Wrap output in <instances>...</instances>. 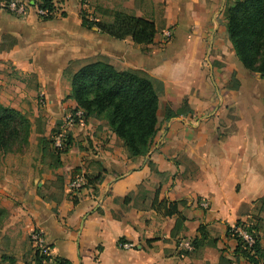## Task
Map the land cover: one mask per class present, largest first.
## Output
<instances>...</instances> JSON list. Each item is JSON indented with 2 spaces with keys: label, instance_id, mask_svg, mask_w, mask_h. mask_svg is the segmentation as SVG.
I'll return each instance as SVG.
<instances>
[{
  "label": "crops",
  "instance_id": "0c3cea01",
  "mask_svg": "<svg viewBox=\"0 0 264 264\" xmlns=\"http://www.w3.org/2000/svg\"><path fill=\"white\" fill-rule=\"evenodd\" d=\"M223 1L62 0L50 20L30 4L21 15L0 9V104L28 118L29 146L38 149L0 153L8 213L0 264H35L37 229L69 264H248L227 228L264 199V76L245 70L218 26ZM100 3L153 21V44L85 28L83 13L108 20L96 12ZM102 59L163 83L151 150L129 158L107 123L91 118L70 129L57 161L42 141L77 107L69 78ZM79 175L99 180L71 192ZM173 205L177 213L167 215ZM202 226L201 248L182 247L201 238Z\"/></svg>",
  "mask_w": 264,
  "mask_h": 264
},
{
  "label": "trees",
  "instance_id": "16d2710c",
  "mask_svg": "<svg viewBox=\"0 0 264 264\" xmlns=\"http://www.w3.org/2000/svg\"><path fill=\"white\" fill-rule=\"evenodd\" d=\"M60 3L62 0L29 1L31 6L48 13L42 16L45 20L54 17L56 5ZM96 12L109 20H90L83 13L82 24L85 28H98L117 40L130 37L137 45L153 44L157 33L153 21L126 11L98 9ZM224 15L226 33L236 57L249 73L264 76V0H232L225 8ZM69 79L70 99L77 104L76 110L83 111L85 123L91 118L105 121L110 131L123 143L129 158H142L149 154L159 131V99L164 89L159 79L139 71H120L105 59L83 64ZM30 132L31 124L26 116L0 104V153L7 155L23 152L29 145ZM42 144L46 151L47 145L52 146V140L43 139ZM70 146L71 138L68 136L62 151L53 149L57 161ZM84 176L88 185L99 180ZM175 213L176 205L167 210V215ZM7 218V211L0 208V229ZM230 230L228 227L227 234L233 237ZM253 230L247 229L255 239L252 247L235 236V254L248 264H264V245ZM199 232L201 238L191 243L194 250H199L208 236L203 226ZM43 261L41 255L34 253L35 264H43Z\"/></svg>",
  "mask_w": 264,
  "mask_h": 264
},
{
  "label": "built area",
  "instance_id": "2783aa9c",
  "mask_svg": "<svg viewBox=\"0 0 264 264\" xmlns=\"http://www.w3.org/2000/svg\"><path fill=\"white\" fill-rule=\"evenodd\" d=\"M29 7V3L26 0H0V9L5 10L7 12L21 15L26 13L27 8ZM37 13L39 16H45L48 13L44 10L37 9ZM166 41L170 40L172 37L171 31H166L164 33ZM84 113L82 110H74L68 115L64 117L61 125L59 126V130H57L52 136V148L56 151H62L65 147L66 141L68 139V132L71 128L78 124H83ZM87 186V179L84 175L76 176L70 183L69 189L71 192L79 191ZM207 207V205H205ZM230 233L232 236H236L241 239L245 244L249 247H252L255 244V239L253 236L247 231V229L240 228L238 226L231 227ZM31 245L35 253H38L44 258L43 264H59L58 260L53 257L52 250L48 241L41 230H34L31 234ZM186 250L191 251L193 249L190 242L183 243L181 245ZM120 248L124 250L133 249L134 245L129 243H120Z\"/></svg>",
  "mask_w": 264,
  "mask_h": 264
},
{
  "label": "rangeland",
  "instance_id": "374dc122",
  "mask_svg": "<svg viewBox=\"0 0 264 264\" xmlns=\"http://www.w3.org/2000/svg\"><path fill=\"white\" fill-rule=\"evenodd\" d=\"M231 1L232 0H224L223 1V6L220 7V9H221V11H220L221 16L219 18H217V24H218V26L221 29H224L225 26H226V18H225L224 13H225V8L227 7V5ZM97 8L104 9V10H109V11H123L121 9V7H115V5L113 6L111 4H106V3H100V4H98V7ZM80 67H81V65H80ZM120 71H122V70H120ZM46 147H50V146L47 145ZM21 153H25L26 155H30V156H37L38 155V149L35 148V147H31V146L28 145V146H26L23 149V152H21ZM16 154H18V153H16ZM47 155L48 156H51V154H50L49 151H47ZM240 212L242 214H246L248 217L247 218H244L243 221L240 220L239 221L240 223L238 225H237V223L234 224L233 227L235 228L236 226H238L240 228H244L245 227V229H248V228L254 229L253 230V233L256 234V236L260 239V241H261L260 243L262 245H264V199L263 200H260L259 202H257V205L253 209H249L247 207H244V208L241 209ZM213 233H215V232H213ZM215 234H217V232ZM7 236H8V231L5 230V224H4V226L2 227V229H0V255H1L2 252L5 251L4 249H2V247H3V242H4V240H5V238ZM232 238L234 239L235 236H233ZM226 246L228 248V245L227 244H226ZM223 250H226V249H223Z\"/></svg>",
  "mask_w": 264,
  "mask_h": 264
}]
</instances>
